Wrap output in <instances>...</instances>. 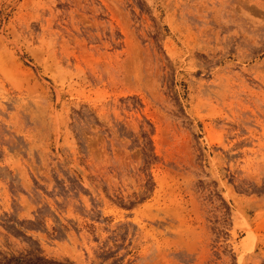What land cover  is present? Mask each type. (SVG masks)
Returning <instances> with one entry per match:
<instances>
[{"label": "rangeland", "instance_id": "374dc122", "mask_svg": "<svg viewBox=\"0 0 264 264\" xmlns=\"http://www.w3.org/2000/svg\"><path fill=\"white\" fill-rule=\"evenodd\" d=\"M0 264H264V0H0Z\"/></svg>", "mask_w": 264, "mask_h": 264}]
</instances>
